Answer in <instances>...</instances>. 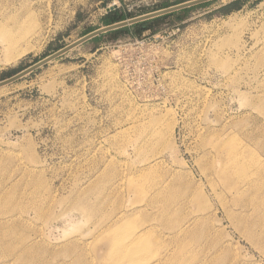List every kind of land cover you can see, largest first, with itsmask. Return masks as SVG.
<instances>
[{
	"label": "rangeland",
	"instance_id": "1",
	"mask_svg": "<svg viewBox=\"0 0 264 264\" xmlns=\"http://www.w3.org/2000/svg\"><path fill=\"white\" fill-rule=\"evenodd\" d=\"M188 1L0 0V81L109 11ZM167 14L0 87V264H264V241L239 225L264 233V189L237 199L236 171L221 174L235 146L264 162V0Z\"/></svg>",
	"mask_w": 264,
	"mask_h": 264
},
{
	"label": "bare ground",
	"instance_id": "2",
	"mask_svg": "<svg viewBox=\"0 0 264 264\" xmlns=\"http://www.w3.org/2000/svg\"><path fill=\"white\" fill-rule=\"evenodd\" d=\"M236 149H230L226 153V166L224 167V170L221 171V174L226 175L227 177L230 176V172L234 173L236 171V177L233 181V187L231 188L233 191V194L236 196V198H240L241 196L245 195L246 192H250L252 190H255V188L262 191L264 189V162H260V159L253 158L251 160H247L244 157V154H246L247 149L246 148H239L236 147ZM247 168H253V171L251 173H248L246 171ZM249 201V200H248ZM250 202V201H249ZM165 207H162V211L165 212ZM168 214L166 213L161 217L162 220H165L166 217L170 216V210L168 207ZM261 216H264L261 214ZM259 218L262 220V218ZM246 220L244 217H242L239 220V225H242V228L247 234V237L251 240L255 241L257 237H261V240L264 241V233L263 231L259 233V236L256 234V230H254V226L247 229L246 227ZM257 221L254 220V223ZM242 230V229H241ZM150 241V237L143 235V233H140L132 242L137 243L140 247L145 248L146 243ZM1 249V247H0ZM31 251V247L25 248L24 250ZM261 249L264 250V244L261 246ZM123 250V249H122ZM135 248H132L131 251H135ZM23 254V251L21 255ZM129 256V255H128Z\"/></svg>",
	"mask_w": 264,
	"mask_h": 264
},
{
	"label": "water",
	"instance_id": "3",
	"mask_svg": "<svg viewBox=\"0 0 264 264\" xmlns=\"http://www.w3.org/2000/svg\"><path fill=\"white\" fill-rule=\"evenodd\" d=\"M206 1H209V0H192V1H188V2H184V3H180V4H177V5H174V6H170V7H167V8H164V9H160V10H157V11H154V12H150V13H147V14H144V15H141V16H138V17H135V18H131V19H128V20H122V21H119V22H116V23H113V24H109V25H106V26H103L101 28H98L84 36H82L80 39L76 40L75 42L61 48L60 50L56 51L55 53L45 57L44 59L38 61L37 63H35L34 65L30 66L29 68L11 76L10 78H7L3 81H0V87L8 84V83H11L19 78H21L22 76L26 75L27 73L39 68L40 66L46 64L47 62L57 58L58 56L68 52L69 50L73 49L74 47L82 44L83 42L89 40V39H92L98 35H101L103 33H106L108 31H111V30H114V29H117V28H121V27H125V26H128V25H131V24H134V23H138V22H141V21H145V20H148V19H152V18H155V17H158V16H161V15H164V14H167V13H170V12H173V11H176V10H180V9H184V8H187L189 6H192V5H195V4H199V3H203V2H206Z\"/></svg>",
	"mask_w": 264,
	"mask_h": 264
},
{
	"label": "trees",
	"instance_id": "4",
	"mask_svg": "<svg viewBox=\"0 0 264 264\" xmlns=\"http://www.w3.org/2000/svg\"><path fill=\"white\" fill-rule=\"evenodd\" d=\"M169 14H166V15H162V16H159L157 18H154V19H150V20H146V21H142V22H138V23H135L134 25L132 26H135L137 28L136 30V34L140 35L143 33L144 30L148 29L147 27H145V25L150 22L151 20L157 22V21H160L162 20L163 18H165L166 16H168ZM122 19H124V16H122L120 13H119V10L118 9H114L112 11H109L105 17H104V22L106 24H112V23H116L118 21H121ZM127 30V27H124L122 29H117V31H110V32H113V33H119V32H125ZM109 33V32H108Z\"/></svg>",
	"mask_w": 264,
	"mask_h": 264
},
{
	"label": "crops",
	"instance_id": "5",
	"mask_svg": "<svg viewBox=\"0 0 264 264\" xmlns=\"http://www.w3.org/2000/svg\"><path fill=\"white\" fill-rule=\"evenodd\" d=\"M150 172H152V175H154V173H155L154 168H147V169H144L141 171V173H143V174H149ZM159 181H161V180H159ZM147 185H150V182H148ZM160 186L165 188V184H162ZM161 187H158V189H160ZM158 199L160 200V202H163V203H165L167 200V194H165L164 191H162L161 189H160V192L158 194ZM163 215H164V212L162 214H160L161 217ZM144 216H145V211H142V217H144ZM164 221H166V218ZM138 226H139V224H138Z\"/></svg>",
	"mask_w": 264,
	"mask_h": 264
}]
</instances>
